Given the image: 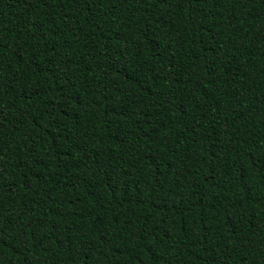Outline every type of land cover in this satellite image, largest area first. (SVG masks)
I'll return each instance as SVG.
<instances>
[{"label": "trees", "instance_id": "16d2710c", "mask_svg": "<svg viewBox=\"0 0 264 264\" xmlns=\"http://www.w3.org/2000/svg\"><path fill=\"white\" fill-rule=\"evenodd\" d=\"M0 264H264V0H0Z\"/></svg>", "mask_w": 264, "mask_h": 264}]
</instances>
